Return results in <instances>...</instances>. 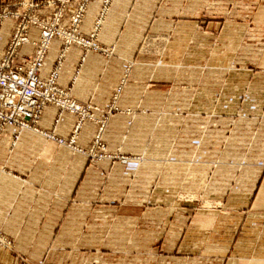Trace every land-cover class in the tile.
<instances>
[{"label":"crops","instance_id":"obj_1","mask_svg":"<svg viewBox=\"0 0 264 264\" xmlns=\"http://www.w3.org/2000/svg\"><path fill=\"white\" fill-rule=\"evenodd\" d=\"M27 1L0 0V10L23 13ZM102 3L89 2L81 36L92 33ZM50 14L39 11L42 19ZM17 23L8 19L0 26V62ZM28 38L16 65L32 59L38 29L30 28ZM96 42L98 52L68 49L58 85L77 103L95 108L96 120L104 119V125L83 122L76 147L88 150L101 129L106 157L91 159L49 139L47 134L68 140L78 122L67 113L58 119L54 106L46 107L37 130H24L17 140L13 129L3 131L0 230L14 250L0 249V264H97L98 258L104 264H264L250 243L258 220L235 219L264 215V166L233 169L236 177L253 179L212 190L207 169L193 170L195 161L206 160L154 149L207 145L210 128H216L223 130L217 131L220 142L228 135L234 150L249 146L234 152L233 161H264V0H112ZM61 48L54 39L42 79ZM174 80L184 81V89L167 83ZM176 97H184V104ZM111 105L117 111L105 116ZM213 192L217 199L210 201ZM210 207L218 212L216 220H196L194 208ZM163 208L169 209L163 219L144 217ZM117 210L141 214L119 220ZM103 211L108 220H99ZM226 214L228 220H217ZM242 230H248V245Z\"/></svg>","mask_w":264,"mask_h":264},{"label":"built area","instance_id":"obj_2","mask_svg":"<svg viewBox=\"0 0 264 264\" xmlns=\"http://www.w3.org/2000/svg\"><path fill=\"white\" fill-rule=\"evenodd\" d=\"M73 1L76 2V9L71 17L69 30H65L62 23L65 7L70 0L23 2L20 6L23 8V13L8 8L0 10V26L8 19H15L18 22L14 35L0 62V136L6 128L15 131V140L20 137L21 132L24 130H37L38 123L47 106H54L59 109L58 119L62 113H68L78 119L77 126L69 140L66 141L57 139L53 135H46L61 146L70 148L75 146L76 137L83 122H98L104 125V119L102 121L95 119V108L90 104L77 103L70 97L68 90L58 85L65 52L71 45L78 46L85 52L100 51L96 42L99 22L88 37L79 34L89 0ZM44 8L50 9L51 14L49 17L42 19L39 17V11ZM30 28H37L39 31V40L34 44V55L27 66L16 65L15 59L19 48L29 43ZM56 38L64 39L65 43L48 78L44 80L41 77V72L51 43ZM120 93L121 88L119 87L114 93V99ZM114 111L116 112L117 109L114 105H111L105 116H109ZM100 133L96 136L94 145L102 144ZM123 161L122 163H125L126 160Z\"/></svg>","mask_w":264,"mask_h":264},{"label":"rangeland","instance_id":"obj_3","mask_svg":"<svg viewBox=\"0 0 264 264\" xmlns=\"http://www.w3.org/2000/svg\"><path fill=\"white\" fill-rule=\"evenodd\" d=\"M28 1H40V0H28ZM90 1L91 0L88 1V4H89ZM111 2H112V0H103L102 8H101V11H100V13H99V15L97 17V21H96V24L99 22V29H100V25L102 24V21H103L104 17L106 16V13L108 11V8H109ZM87 7H88V5H87ZM75 9H76V2L73 1V0H70L69 4H67L66 7H65V14H64V20H63L64 23H62L65 30H69V28L71 26L70 20H71L72 15L75 12ZM66 14H68V16ZM56 39L60 40L62 42V46H63V44L65 43V40L62 39V38H56ZM72 46H75V45H71L69 48H71ZM68 49L66 50V52L68 51ZM66 52H65V54H66ZM64 60H65V57H64ZM181 76H183V75H181ZM167 83H169V85H171L172 88L177 89V91H179L180 89H184V87H185V82L181 81V80L169 81ZM193 83L195 85L196 82H193ZM117 98L114 99V104L117 101ZM170 102L174 103L175 101L171 100ZM176 102H181L182 104H184V102H185L184 101V97L183 98L176 97ZM194 102H196L195 97H194ZM197 104L198 105L201 104V100L200 99H198ZM57 121H58V119H57ZM209 131H210V138H208L207 145H193V146L160 145V146H154L155 152H156V150L160 154H168L169 152H171V153L175 154L177 157H181L183 155H186L188 157V156H190V154H193V153L197 154L198 156H196V157L198 159L203 158V160H206V161H203V162L202 161H195L194 163L198 164V165H194V169L193 170L197 171L198 173H200V172H202V170H204V169L206 170L207 169V171L209 172L210 181L213 180L212 184L210 185V189H212V190H216L217 188H220V186H221V188H224L226 186H227L226 188H228L229 185H230V182H232L233 180H241L240 186H243L244 182H246L248 179H251V180L253 179L252 175L251 176H246V177H242V176L241 177H236V174L233 172L235 169L244 168V167H247L250 164L251 165H255L257 167L256 168L257 170H260V168H263V166H264V161L263 160L233 161L232 160L233 159L232 156H233L234 152L237 151L239 153V152L247 151L249 146L248 145L245 146V145H242V144H238V145L235 146L236 150H234V145L233 144H229V142L230 143H232V142L230 140L226 139L228 137V135L225 137V140L222 141V142H220V139H218V137H217L218 136V132L220 133L223 130H217L216 128H210ZM226 132L228 134V132H231V129L224 130V133H226ZM47 135H52V134H47ZM76 139H77V137H76ZM76 144H77V140H76ZM76 144H75V146L73 148H70V147H67V148H70V149H72L75 152L87 153L89 156H96V157H90L91 159H98L99 160V159H103V158L106 157V155H105L106 154V146H105V144L103 142H102V144H99V145H94L93 144L86 151L78 149L76 147ZM261 147H263V146H256V150H258ZM253 148L255 149V146H253ZM262 151H263V148H262ZM152 152H153V149H152ZM111 158L113 160L121 162V163H122L123 160H126L125 163H122V164L129 163V159L126 158V157H123L121 155H114ZM203 175H204V171H203ZM212 175L214 177H212ZM216 180L218 181V183H216ZM222 186H224V187H222ZM209 199H210V201H215L217 199L216 193H214V192L211 193L209 195ZM117 211L120 212V213H118V216H120L119 220H125V219L135 220V219H132V218L141 214L140 210H117ZM159 211H160V215L159 214L155 215V212H153L151 210H148V211H146L144 213V217L149 219V218H153L154 216H155L154 218H157V217L160 216V219H163L164 217L167 216V214L169 212V209L163 208V209H161ZM193 211H194L193 212L194 216L198 212V217L196 218V220H216L217 213H218L217 210L211 209V207L209 209H203V210H199L198 208H194ZM200 211H203V213L200 212ZM239 211H241V210H239ZM104 212L105 211H103L101 213H98V214H100L99 217H101V219H99V220H108L104 216ZM177 212H179V210H177ZM181 212H183V211H181ZM107 214H109V213L107 212ZM250 214L251 213L245 214V215L240 214L235 219L240 220L242 218V220H245V218H246V220H258L257 226H256L257 229L252 234L253 240L250 243H255L257 245L258 256L260 258H264V224H263V222L259 221V220H264V215H262L260 212L255 213L256 216H254L253 214H251V215ZM230 216H231L230 214L229 215L226 214L224 216L223 215H221V216L219 215L217 220H225L223 218H227L226 220H228ZM249 216H251V217H249ZM190 217H192V212L189 214L188 218H190ZM178 218H179V215H178ZM231 220H234V218L231 219ZM247 231L248 230L240 231V232H242V235H243L242 241L244 242L245 245H248V240H247L248 237L246 236L247 235V233H246ZM243 232H244L245 235L243 234ZM250 232H252V230ZM0 249L8 250V251L14 250V242L10 238H8V236H6L1 230H0ZM48 259L51 260L52 262H56V260H57L56 257H50ZM36 261L39 262L38 264H42L43 263L41 260H37L36 259ZM82 264H88V260L83 261ZM97 264H104V262H103V260L98 258ZM135 264H137V263H135Z\"/></svg>","mask_w":264,"mask_h":264}]
</instances>
